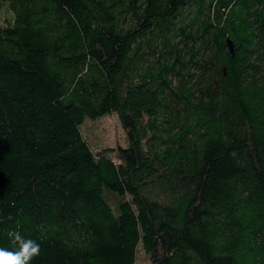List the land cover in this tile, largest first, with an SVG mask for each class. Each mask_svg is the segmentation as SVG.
<instances>
[{
    "label": "trees",
    "instance_id": "obj_1",
    "mask_svg": "<svg viewBox=\"0 0 264 264\" xmlns=\"http://www.w3.org/2000/svg\"><path fill=\"white\" fill-rule=\"evenodd\" d=\"M117 114L127 145L81 126ZM32 264H264V0H0V246Z\"/></svg>",
    "mask_w": 264,
    "mask_h": 264
},
{
    "label": "rangeland",
    "instance_id": "obj_2",
    "mask_svg": "<svg viewBox=\"0 0 264 264\" xmlns=\"http://www.w3.org/2000/svg\"><path fill=\"white\" fill-rule=\"evenodd\" d=\"M81 129L84 137L94 150L105 146L127 145L128 143L125 129L117 114L105 115L97 120L87 118ZM138 263L150 264L144 250L139 253Z\"/></svg>",
    "mask_w": 264,
    "mask_h": 264
},
{
    "label": "clouds",
    "instance_id": "obj_3",
    "mask_svg": "<svg viewBox=\"0 0 264 264\" xmlns=\"http://www.w3.org/2000/svg\"><path fill=\"white\" fill-rule=\"evenodd\" d=\"M17 223L14 229L7 232L9 246H0V264H32L41 253L37 240L26 237L19 230Z\"/></svg>",
    "mask_w": 264,
    "mask_h": 264
}]
</instances>
